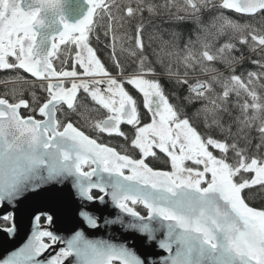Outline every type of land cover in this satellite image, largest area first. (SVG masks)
Masks as SVG:
<instances>
[{
    "label": "snow or ice",
    "instance_id": "1",
    "mask_svg": "<svg viewBox=\"0 0 264 264\" xmlns=\"http://www.w3.org/2000/svg\"><path fill=\"white\" fill-rule=\"evenodd\" d=\"M238 45L259 71L237 74ZM0 71L16 73L0 80V231L45 186L71 181L81 202L67 237L34 208L0 264H264V0H0ZM90 203L118 210L103 224L122 242L85 236Z\"/></svg>",
    "mask_w": 264,
    "mask_h": 264
},
{
    "label": "water",
    "instance_id": "2",
    "mask_svg": "<svg viewBox=\"0 0 264 264\" xmlns=\"http://www.w3.org/2000/svg\"><path fill=\"white\" fill-rule=\"evenodd\" d=\"M81 202L74 196L71 189V181L65 182L63 185L45 186L43 194L35 196L27 194L22 198L15 206L16 212V226L17 233L14 237H9L5 232L0 231V260L11 251H15L22 246L26 241L27 235L30 233V214L34 208H40L42 210H51L55 215V223L52 229L59 235L70 236L75 230L74 225L79 221L77 215L80 210ZM87 210L96 212L100 215V227L96 229H90L87 226L83 227L85 236L89 239L103 238L112 239L115 242H122L125 233L119 227V225L105 226L103 219L105 216L108 218H114L116 212L110 204L100 206L95 203L86 205ZM13 209L7 205L0 207V216ZM58 250V247L49 250L42 255L41 259H47L49 254H54V251ZM136 250L138 254L144 255L145 251L156 252L154 245L151 248H147L144 245L137 244ZM71 264V261L68 262Z\"/></svg>",
    "mask_w": 264,
    "mask_h": 264
},
{
    "label": "trees",
    "instance_id": "3",
    "mask_svg": "<svg viewBox=\"0 0 264 264\" xmlns=\"http://www.w3.org/2000/svg\"><path fill=\"white\" fill-rule=\"evenodd\" d=\"M157 3H164L165 0H156ZM171 2V0H170ZM175 2L177 3H181L182 0H175ZM173 11H175V8H173ZM226 15L230 16L233 20H237L240 23H244L246 20H249L250 22L254 23L255 26L259 27V17L256 18L255 21H251L250 18L248 17H242L239 14H235L233 12L227 11L225 13ZM207 18V17H206ZM167 17H163L162 19H157L154 21L155 24H161L163 27H168V24L166 23ZM152 31V27L150 26L147 31H146V37H147V33H150ZM228 37H223L219 40V43L222 44L225 42V40ZM103 40V37H102ZM92 45L98 49V55L101 57V59L105 62V63H109L108 61V56H107V52L104 48V44L102 43H97L95 41V38L92 37ZM62 48H64V46H61ZM74 48V46H72ZM238 47L241 49L243 55H244V60L242 62V64H238L236 66V71L237 74H239L240 72H247V71H259L260 69L256 66H254L251 61L252 60H256L259 58V51H249L247 46H240L238 45ZM241 51H238L235 53V55L239 56L241 54ZM61 58L63 59V54H61ZM11 59V58H10ZM57 66H59L57 64ZM129 71H131V68H129ZM221 71H225L226 69L221 68ZM16 73L13 71H0V80H3L6 77L9 76H13ZM20 74L27 77L29 80L31 79V76L27 73H24L23 70H20ZM193 76H199V73H192ZM200 78H203L202 76ZM164 86L166 88L167 91L171 92L173 90V86L171 84H169L166 80L163 81ZM264 83V81H258L257 82V90H258V95H260L262 98H264V88H260V84ZM8 87H11V85H8ZM5 91V84L0 83V94H2ZM250 100V98H249ZM233 101H235V97H233ZM125 130L126 127H125ZM233 131H235V128L233 129ZM105 142H109V138L105 137ZM249 139H251L252 144H251V149L254 150L255 149V145L259 142L257 139V133L255 132V130H253L250 135H249ZM113 144H119L120 140L119 139H111L110 141ZM241 146H244V141H241ZM262 152H264V150H262ZM251 154V152H250ZM232 154L229 153V157L231 158ZM152 165L158 168H167L168 166L164 164L163 160L161 161H151ZM2 223V222H0Z\"/></svg>",
    "mask_w": 264,
    "mask_h": 264
}]
</instances>
